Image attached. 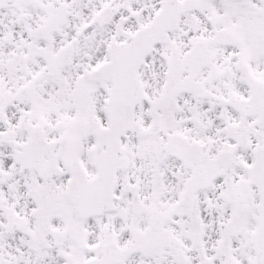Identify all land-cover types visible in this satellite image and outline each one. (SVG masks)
<instances>
[{
	"label": "snow or ice",
	"instance_id": "6c2138e0",
	"mask_svg": "<svg viewBox=\"0 0 264 264\" xmlns=\"http://www.w3.org/2000/svg\"><path fill=\"white\" fill-rule=\"evenodd\" d=\"M0 264H264V0H0Z\"/></svg>",
	"mask_w": 264,
	"mask_h": 264
}]
</instances>
